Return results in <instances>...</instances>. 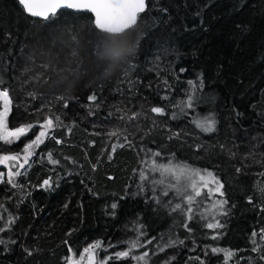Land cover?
<instances>
[{
	"label": "trees",
	"instance_id": "16d2710c",
	"mask_svg": "<svg viewBox=\"0 0 264 264\" xmlns=\"http://www.w3.org/2000/svg\"><path fill=\"white\" fill-rule=\"evenodd\" d=\"M118 48L134 54L109 76L121 63L112 55ZM0 78L12 99L8 128L33 126L10 144L0 140V156H21L46 119L59 118L14 180L21 187L0 184V217L13 218L0 232V264H65L102 241L99 261L126 251L140 233L146 247L136 254L147 251L149 264H260L264 0H146L136 25L119 35L96 30L87 13L62 10L40 20L18 0H0ZM190 81L201 86L193 90ZM189 95L192 108L184 104ZM207 115L215 131L192 122ZM154 152L162 162L174 157L217 177L219 199L227 201L226 214L215 217L222 228L206 227L214 221L201 216L205 205H194L188 220L173 211V192L163 196L140 180V172L151 178ZM168 241L174 244L160 251Z\"/></svg>",
	"mask_w": 264,
	"mask_h": 264
},
{
	"label": "snow or ice",
	"instance_id": "6c2138e0",
	"mask_svg": "<svg viewBox=\"0 0 264 264\" xmlns=\"http://www.w3.org/2000/svg\"><path fill=\"white\" fill-rule=\"evenodd\" d=\"M19 3L23 6L28 14L33 17H41L45 20L49 19L50 16H55L56 12L61 8H69L76 10H87L94 13L95 20L94 26L100 32H105L109 34H119L124 32L130 26H133L137 23V18L140 13H143L146 10V0H19ZM193 90L201 86L197 82H189ZM0 85H3V79L0 78ZM90 101H95L97 99L95 94H92L88 97ZM0 103L3 105V110L0 111V140L5 143H12L14 140L19 139L26 131L30 130L32 125H29L27 128L18 127L15 131H9L7 117L11 110L12 99L9 96L7 90H0ZM186 108H192V96L189 95L188 99L184 102ZM67 105L65 104V107ZM153 113L157 115H165V110L163 107H153L151 109ZM184 111V108L181 109ZM175 117V113L172 114ZM135 119L133 115L131 117ZM57 123H59V118H54ZM54 119L47 118L45 123L40 127L38 135L35 137L34 141L27 144V147L23 149L26 155L23 158V162L20 163L19 155H3L0 156V165L8 167L7 173V183L11 184L13 188L21 187L16 182H14V177H19L22 175L19 169H23L26 164L29 163V157L33 155L30 149L34 145L38 146L43 143L44 138L48 135V130L54 127ZM123 119V117H121ZM197 127H199L204 132L215 131V118L214 115H207L204 117L197 116L192 121ZM111 135H116V133H111ZM124 140H127V136L124 137ZM61 141H57L60 143ZM115 149L113 148V151ZM151 167L149 172L152 174L151 178L148 173L140 172V180L150 181L154 185L152 191H156V186L159 187L161 194L163 196H168L169 192H173L178 198V202L175 204L173 211H180L182 214L186 215L188 220L193 218L194 205L203 203L202 200L197 198L203 197L204 200L210 199L212 196L217 193L219 196H223L224 193L221 191L223 185L216 180L214 175L207 170H200L186 165L181 161H176L173 157L167 161L162 162V154L159 152L151 153ZM48 159L53 163H59L58 160H53L51 154H49ZM9 162H16V171H12V166L9 165ZM156 174H159V178H156ZM264 175V173H262ZM4 174L0 173V183L5 182L3 178ZM44 185H51V178L45 179L43 181ZM210 184H215V187H210ZM143 184H141V187ZM207 189V191H203ZM260 191L264 192V186L260 187ZM157 202L159 198L157 197ZM227 203L225 200L217 199L213 205H211V211L208 213L214 222L207 223L206 227L209 229H219L223 225L219 221L215 220L217 214L223 215L226 214L223 209L224 205ZM117 205L114 203L111 205V208L115 209ZM203 213L201 216L203 217ZM0 220H3V223H0V232L5 230L4 224L11 225L13 218L11 216L0 217ZM142 227V226H141ZM185 228L188 227L187 224L184 225ZM191 231L192 229H188ZM71 235V233H69ZM139 235H142L140 233ZM139 235L127 241V250L126 251H117L114 255H108L104 259H97L98 249L103 248V242L97 241L91 243L88 246L84 247L82 254L77 255L76 253H71V255L65 260V264H108L110 260H120V259H132L137 262V264H149V253L145 251L143 254H136V250L140 247H146V244L141 243ZM253 245L257 244L255 237L257 233L253 232ZM261 239L264 240V230H261ZM213 239H217L218 235H214ZM149 240L147 243H151ZM4 243V240L0 238V244ZM67 243V242H65ZM183 243V241H181ZM174 241H168L165 245L160 247V251H163L165 247L172 246ZM254 251H259L258 247H254ZM213 252L222 253L225 257L231 258L234 253L231 250L213 248ZM71 252V249H70ZM264 259V256L261 257Z\"/></svg>",
	"mask_w": 264,
	"mask_h": 264
},
{
	"label": "rangeland",
	"instance_id": "374dc122",
	"mask_svg": "<svg viewBox=\"0 0 264 264\" xmlns=\"http://www.w3.org/2000/svg\"><path fill=\"white\" fill-rule=\"evenodd\" d=\"M2 110H3V105H2ZM1 110V111H2ZM21 127H25V128H27L28 126H21ZM33 127V126H32ZM31 127V128H32ZM31 128H30V130H31ZM9 129V128H8ZM17 129V128H16ZM16 129H9V131H15ZM30 130H28V131H26V133L25 134H27ZM41 130H43V129H40L39 131H41ZM39 133V132H38ZM48 134H49V130H48ZM48 137V135L45 137V138H47ZM20 138V137H19ZM44 138V139H45ZM18 140V139H17ZM17 140H14V141H17ZM40 145V144H39ZM37 146L36 145H34L33 146V148L32 149H30V151L33 153V151H34V149L36 148ZM26 155V153H23L21 156H20V163H22L23 162V158H24V156ZM32 156L33 155H31L30 157H29V163L28 164H26L25 166H24V168L23 169H19L20 171H21V173H22V175L23 174H25L26 173V171H27V169H28V166H29V164L31 163V159H32ZM184 164H186V163H184ZM9 165L10 166H12V171H16L17 170V167L15 166L16 165V162H9ZM186 165H188V164H186ZM191 166V165H190ZM191 167H193V166H191ZM193 168H196V169H199V168H197V167H193ZM200 170H205V169H200ZM208 172H211V171H209V170H207ZM0 173H3L4 174V176H3V178H4V181L5 182H7V173H8V167H6V166H4V165H0ZM212 173V172H211ZM213 174V173H212ZM214 175V174H213ZM214 177L216 178V180H218L217 179V177L214 175ZM17 177H14L13 179L15 180ZM218 182L220 183V181L218 180ZM1 184V183H0ZM221 184V183H220ZM210 187H215V184H210ZM203 191H207V189H204ZM221 191H222V189H221ZM220 197H219V194L217 193L216 195H214V196H212L210 199H208V200H205L206 202H204V200H203V204L202 205H205V207L202 209V212H203V214H204V216H206V217H208V218H210V219H212L210 216H209V212L211 211V205H213L214 203H215V201L217 200V199H219ZM202 200V199H201ZM222 200V199H221ZM204 210V211H203ZM218 216V214L215 216V217H217ZM260 254H261V256H263L264 255V248H262V250L260 251ZM260 264H264V259H262L261 258V262H260Z\"/></svg>",
	"mask_w": 264,
	"mask_h": 264
},
{
	"label": "clouds",
	"instance_id": "9594fccd",
	"mask_svg": "<svg viewBox=\"0 0 264 264\" xmlns=\"http://www.w3.org/2000/svg\"><path fill=\"white\" fill-rule=\"evenodd\" d=\"M132 54H134V53L129 52V51L123 49V48H118V49H116V50L112 53V55H113V57L119 58L120 61H121V63L116 64V65L111 69V71L108 73V75H109V76L114 75V74L120 69V67L122 66V62L124 61V58L127 57L128 55H132Z\"/></svg>",
	"mask_w": 264,
	"mask_h": 264
},
{
	"label": "water",
	"instance_id": "95a60500",
	"mask_svg": "<svg viewBox=\"0 0 264 264\" xmlns=\"http://www.w3.org/2000/svg\"><path fill=\"white\" fill-rule=\"evenodd\" d=\"M18 2H19V0H18ZM20 4V3H19ZM20 6L22 7V9H23V11H24V13L27 15V16H29V17H32V18H35V19H40V20H45V19H43V18H41V17H33V16H31L30 14H28L27 12H26V10L23 8V6L20 4ZM62 10H68V11H72V12H74V13H87V14H89V15H91V17L93 18V24H94V20H95V16H94V13H92V12H90V11H87V10H76V9H69V8H61V9H59L57 12H56V14L59 12V11H62ZM55 14V15H56ZM141 14V13H140ZM51 17V16H50ZM136 25V24H135ZM135 25H133V26H130L128 29H126L124 32H122V33H125V32H127L129 29H131L132 27H134ZM95 27V26H94ZM96 29V28H95ZM97 30V29H96ZM99 31V30H98ZM102 33H105V32H102ZM122 33H119V34H122ZM105 34H107V35H119V34H109V33H105Z\"/></svg>",
	"mask_w": 264,
	"mask_h": 264
}]
</instances>
